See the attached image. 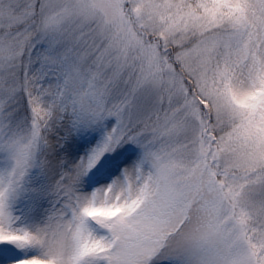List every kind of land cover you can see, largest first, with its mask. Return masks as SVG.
Returning <instances> with one entry per match:
<instances>
[{
    "label": "snow or ice",
    "instance_id": "6c2138e0",
    "mask_svg": "<svg viewBox=\"0 0 264 264\" xmlns=\"http://www.w3.org/2000/svg\"><path fill=\"white\" fill-rule=\"evenodd\" d=\"M0 264H264V0H0Z\"/></svg>",
    "mask_w": 264,
    "mask_h": 264
}]
</instances>
